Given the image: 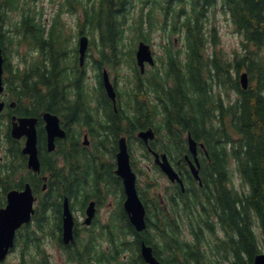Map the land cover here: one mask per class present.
<instances>
[{"label":"trees","instance_id":"obj_1","mask_svg":"<svg viewBox=\"0 0 264 264\" xmlns=\"http://www.w3.org/2000/svg\"><path fill=\"white\" fill-rule=\"evenodd\" d=\"M38 1L44 0H0L5 81L9 97L17 101L14 113L31 116L42 110H64L68 119L75 117L81 103H74L70 93L77 90L80 99L84 76L75 59L76 47H69L72 28L61 18L63 12L71 11L81 13L78 35L87 33L94 38L91 48L95 44L98 52L96 58L92 57L97 86L95 96L90 98L106 101L108 117L116 121L118 116L110 109L102 71L106 66L116 81L122 64L127 62L136 78L132 81L129 77L127 82L137 84L126 91L129 106L136 110L128 112L129 132L154 127L160 147L169 151L171 158L187 151L189 132L208 148L209 157L201 161L203 186L190 170H184L188 191L179 194L191 199L183 198L187 207L176 211L177 216L189 220L191 237L184 238L175 213L160 207L159 198H153L147 227L141 232L131 224L121 202L108 224L111 264H147L140 251L143 241L153 246L163 264H213L212 255L221 253L230 264H253L254 257L262 252L254 213L264 231V0H47L58 7L51 24L37 15L31 3ZM11 11L19 12L17 20L10 18ZM220 16L233 24L242 48L229 53L220 47ZM155 32L163 36L166 56L149 78L136 66L135 45L141 39L150 42ZM14 38L38 49L40 55L27 59L24 67L12 66L7 42ZM176 40L183 42L179 49L175 48ZM128 43L132 47L128 48ZM244 71L250 80L247 89L240 81ZM228 90L236 96L225 98L224 91ZM2 125L5 130H1ZM2 125L0 136H6L8 151L16 156L18 165L8 164L0 175V206L5 205L9 189L25 183L21 175V180L16 177L17 172L22 173L19 165L23 164L18 162L21 154L10 135V121ZM115 127L118 135L120 121ZM71 147L75 152L76 140L69 144ZM69 152L65 156L76 171L75 156L82 161L86 153ZM236 173L243 191L235 187ZM61 178L65 179L63 173ZM66 181L49 182L47 195L42 193L39 198L34 227L28 224L19 231L17 244H23V264H42L37 231L46 223L49 207L59 210L58 199L73 192L69 187L71 176ZM33 184L40 195L41 182ZM207 232L212 238L210 256L204 247ZM33 248L36 253L30 251Z\"/></svg>","mask_w":264,"mask_h":264},{"label":"flooded vegetation","instance_id":"obj_2","mask_svg":"<svg viewBox=\"0 0 264 264\" xmlns=\"http://www.w3.org/2000/svg\"><path fill=\"white\" fill-rule=\"evenodd\" d=\"M76 53H74L76 60L79 61L78 52ZM93 63L94 61L87 56L85 62L86 66L81 68L84 79L87 80L88 83L83 85L84 87L82 88L80 99H78V96L76 95L78 93L77 90L70 93L72 96L70 99H72L74 103H81V106L77 109L76 115L73 119H68L66 111L64 110L63 113L61 111L56 113L51 110H42L39 115H31L38 118V150L41 160V171H33L28 168V155L24 154L22 150L26 137L19 140L13 139L16 146L18 145L21 154V158H19L20 161L18 162L24 165V168L23 165H19L20 169L23 170L21 174H18V178L20 179L21 175L25 178L24 182H31L36 196L39 195V191H36L37 188L33 182H41L40 191L41 193L43 191L44 194L47 195L50 184L49 182H67L66 179H68L69 176L73 179L72 183L69 184V187L73 189L71 195L69 196L66 192L67 194H64L62 200L61 198L58 199L60 209H54L52 207L53 205L48 209L47 221L41 229L42 264H59V261L63 262L62 257H64L69 264H111L112 243L109 236L111 228L108 225L109 223L107 220L104 222L102 220L104 218H111L115 212L112 211L114 207L107 206V202L110 199L116 197V205L120 207L121 202H124L126 198L123 179L117 173V155L120 151V140L122 137H126L129 150L133 156H136V151L140 150L143 157H145L146 154H149L150 157L153 158V163L149 166V170H153V166L156 169L160 168V166L156 164L152 151H157L161 155L163 153L168 155L171 163L180 173L184 184L182 185L176 180L168 182L165 186H161L162 181L157 175L156 186L158 190L156 189V191L158 192V195L153 196V198H159L160 207H163L169 213L172 210L173 215L175 213V219L180 233L184 234L189 230L187 226L190 225V223L187 217L177 216L176 214V211L180 210L181 212L184 207H187V202H184L183 198H186L187 201L189 198L187 196L182 197L179 195L181 192L187 193L188 191L189 183L185 179L186 176L184 170H190V165L185 159L189 150L179 158H171L169 151L163 150L160 147L158 132H156V138L151 140L148 145L138 137V132L143 129L134 130L130 133L127 121L128 112H135L136 110L135 108L132 109L131 104L129 106L130 100L125 98L120 92L122 89L119 85L116 86V101L114 102V100L108 96L111 104L110 109L118 117H116V121H113L110 116L108 117L106 114V101L104 99L98 100L90 98L93 94L90 90L93 88L92 84H90L92 80L90 70H94V67L91 68ZM106 95H108L107 92ZM12 102L13 101L11 100L4 110V113L8 112L7 117L11 118V120L14 115L22 116L13 112L12 109L17 107V103ZM134 107H136V105ZM46 112L57 114L60 118V125L65 131V136L55 138V148L53 150H49L48 147V133L44 119V113ZM118 121H120L121 132L117 135L114 130L117 129L115 126ZM74 139L77 144L75 152L72 147L69 148V144L75 141ZM155 143L156 146L154 145ZM68 150L70 151V154L74 155L81 151L86 153V158L83 157L82 161L75 156V160L78 162L75 168L77 169L76 171H73L71 163L66 158V156H68ZM206 153L207 152L204 149H199L200 158H204L203 154L206 155ZM10 154L12 156L11 163L17 166L16 156L12 153ZM135 158H133L134 165L136 164L135 171L139 178V170L142 172L143 170L138 165L140 159H138L137 156ZM191 158H193V156ZM49 164L51 166H49ZM73 172L75 174H73ZM62 173L65 179L61 178ZM157 173L163 178L166 177L162 175V171H157ZM109 174L111 175L110 177ZM141 174L144 175V173ZM197 183L199 184V182ZM138 188L140 189V194L144 196L146 192L143 187L138 185ZM66 190L67 188L64 184L63 191ZM153 198L144 199L146 202L149 200V203H146L147 214L150 213ZM66 199L73 212L75 221L73 227V239L69 242H66L63 238V213L64 201ZM189 200L191 199L189 198ZM90 204H93L95 215L92 222L88 223L87 217ZM154 208L156 209V207ZM155 209L153 212H155ZM98 234L101 235L98 236ZM44 245L45 247H43ZM56 254H58L61 259L57 260Z\"/></svg>","mask_w":264,"mask_h":264},{"label":"water","instance_id":"obj_3","mask_svg":"<svg viewBox=\"0 0 264 264\" xmlns=\"http://www.w3.org/2000/svg\"><path fill=\"white\" fill-rule=\"evenodd\" d=\"M89 45V38L87 35H83L79 40V53L81 64L84 62L86 52ZM138 64L141 66L142 71L145 68V62L148 61L151 64L155 63L151 46L141 41L138 45L136 52ZM3 73H4V55L2 47V39L0 36V115L4 109L5 102L1 100V93L4 90L3 84ZM104 83L108 94L111 98L115 99L114 87L110 81L107 70H104ZM241 84L243 88L247 89L249 86V75L247 72L241 74ZM16 118V117H15ZM46 120V129L48 133V147L49 150H53L55 147L54 140L56 137L65 136V131L60 126V120L57 115L52 113H46L44 115ZM37 118L36 117H20L18 121L13 122L12 135L13 137L20 138L26 136V143L23 148V153L28 154V166L29 168L40 171L41 162L38 155V132H37ZM145 142L148 143L149 139L154 138V132L149 129L147 131H141L139 133ZM189 149L195 157L196 163L189 159L191 170L194 176L201 180L199 175V160L197 157L198 143L192 137L191 134L188 136ZM202 146H204L202 144ZM118 158V169L117 173L123 178L126 192V200L124 202L125 210L129 215V219L134 227L138 231H142L147 226L146 221V207L140 198L137 189V175L133 171L130 161V153L128 146L124 138L120 141V152L117 155ZM156 161L162 167V170L172 180L178 179L182 182L179 173L176 172L166 154H163V159L159 158V154L156 153ZM36 196L33 193V188L30 183L25 185V188L11 189L7 192V203L6 206L0 208V264L5 260L11 248L15 245V238L17 230L23 225L28 224L32 220V215L35 213L34 202ZM95 210L93 204H90L88 210V223L91 222ZM63 238L66 242L73 239V215L68 205V200L64 201V213H63ZM263 222H264V211H263ZM141 254L147 264H163L154 254L152 245L146 242L141 243ZM253 264H264V252L257 254L254 257Z\"/></svg>","mask_w":264,"mask_h":264},{"label":"rangeland","instance_id":"obj_4","mask_svg":"<svg viewBox=\"0 0 264 264\" xmlns=\"http://www.w3.org/2000/svg\"><path fill=\"white\" fill-rule=\"evenodd\" d=\"M31 4L35 5V7H36L35 10L37 12V15L39 17H43L45 19L46 23H49V22H51L53 20V17L55 16V14L57 12V9H58V7L56 5L50 3L47 0L33 2ZM80 15H81V13H76V12L73 13L71 11H65V12H63L61 14V18L67 23V25L70 28H72V32H69L70 33L71 42H72L71 43V47H73L74 44L76 43V41L78 40L77 19H78V16H80ZM10 18L13 21L17 20L19 18V12L11 11L10 12ZM219 19L222 20L220 23L218 22L219 25H220V35H221L220 47L225 52L231 53L236 48L241 47V45H240V35L236 31H234L232 29L233 24L231 22L225 20V18L222 17V16H220ZM9 34H12V33L10 32ZM87 35H89V34H87ZM160 36H161L160 32H155L153 34V38H152V45L154 47L158 63L161 62V58L164 55L163 41H162ZM89 37H90L91 41L94 40L93 36L89 35ZM18 41H19L18 38H14V41L11 42V40H10V41L7 42L8 57H9L10 61L12 62L13 66L25 63V61H24L25 58L32 59L33 57H37V56L40 55V53H39V51L37 49L29 48V46L20 44ZM182 43H183L182 40H180V42L176 41V44H175L176 48H179ZM130 45H131V43H128L127 47L128 48L131 47ZM95 48H96V46L94 44L93 48H90V50H89L90 59L92 57L96 58V56L98 55V52H97V50ZM148 69L152 70V68H148ZM131 74H132L131 73V68L126 66L125 63H123V67H121L120 75L118 76V81H117V83L120 85V88L122 90L127 88V86L124 85L126 83L125 80ZM90 75H91L92 78H94V77H96V72L95 71H91ZM111 76H112V79L115 78V76L113 74H111ZM147 77H149V74H148ZM5 94H7L6 91H5ZM5 94H4V97H5ZM224 96H225V98L231 99L232 97H235L236 94L234 93L233 90H228V91H224ZM5 143L6 142L4 140H2V144H1V148H0V165H1V163L5 162L6 159H7V151H6V147L4 145ZM136 156H137L138 159H140V161L138 163L139 167L146 169V168H148V166L152 165L151 160L149 158H144L141 155L140 150L136 151ZM106 160H107V158H106ZM152 171L154 172V174H156V175H158L160 177V180L162 181L161 182V186H165L166 184H168V182H170L167 177L163 178L159 173H157V169L153 168ZM110 176L111 175L109 174V177ZM147 180H148L147 175H145V174L144 175H139L138 182H139V185L144 188V190L148 189ZM235 185H236V187L238 189L243 191L244 187L242 186V182H241L240 179H237V182H235ZM42 196L43 195L40 194L39 197H42ZM148 196H149V192H148ZM116 204H117V198L116 197H114V199L113 198L110 199L107 202V206L108 207L110 206L112 208L113 207L115 208V206H118ZM114 208L112 209V211L114 210ZM107 219L108 218H106V219L104 218L102 221L104 222ZM254 222H255L254 228H255V231L257 232V238H258V241H259V244H260V250L262 252H264V231H263V227H262V225L260 223V219L255 213H254ZM41 229H39L37 231V233H38L37 235L40 238V242H41V238H42V230ZM207 236H208L207 237L208 239L207 238L204 239L205 248L207 247V249L209 250V251H206V252L210 256L211 255V248H210V245H209V240L212 241V238H210L209 232H207ZM43 244H44V242H43ZM22 245L21 246L20 245L17 246V248L14 249L10 253V255L8 256V258H7L6 262H5V264H22V262H23V260L21 258L22 257ZM43 247H45V245ZM48 249H51V248H48ZM30 251L35 253V250L30 249ZM212 257L214 258V263L213 264H230L229 260L227 258L224 260L223 253L216 254V255L213 254ZM56 258H57V260L61 259V258H59L58 254H56ZM62 259H63V262L59 261L58 262L59 264H66V263L69 264L68 261L64 257H62ZM70 264H73V263H70Z\"/></svg>","mask_w":264,"mask_h":264}]
</instances>
